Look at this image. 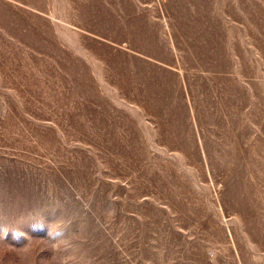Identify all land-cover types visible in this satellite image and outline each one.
<instances>
[{
	"label": "rangeland",
	"instance_id": "rangeland-1",
	"mask_svg": "<svg viewBox=\"0 0 264 264\" xmlns=\"http://www.w3.org/2000/svg\"><path fill=\"white\" fill-rule=\"evenodd\" d=\"M0 264H264V0H0Z\"/></svg>",
	"mask_w": 264,
	"mask_h": 264
},
{
	"label": "clouds",
	"instance_id": "clouds-1",
	"mask_svg": "<svg viewBox=\"0 0 264 264\" xmlns=\"http://www.w3.org/2000/svg\"><path fill=\"white\" fill-rule=\"evenodd\" d=\"M52 227H58V225L54 224ZM57 234H59V233H57Z\"/></svg>",
	"mask_w": 264,
	"mask_h": 264
}]
</instances>
